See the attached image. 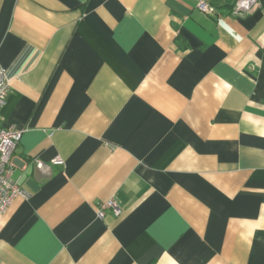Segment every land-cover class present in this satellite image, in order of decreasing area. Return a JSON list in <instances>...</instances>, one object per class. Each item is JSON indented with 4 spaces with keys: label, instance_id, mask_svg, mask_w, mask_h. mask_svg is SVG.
Returning a JSON list of instances; mask_svg holds the SVG:
<instances>
[{
    "label": "crops",
    "instance_id": "crops-1",
    "mask_svg": "<svg viewBox=\"0 0 264 264\" xmlns=\"http://www.w3.org/2000/svg\"><path fill=\"white\" fill-rule=\"evenodd\" d=\"M211 2L0 0V264H264V0Z\"/></svg>",
    "mask_w": 264,
    "mask_h": 264
},
{
    "label": "built area",
    "instance_id": "built-area-1",
    "mask_svg": "<svg viewBox=\"0 0 264 264\" xmlns=\"http://www.w3.org/2000/svg\"><path fill=\"white\" fill-rule=\"evenodd\" d=\"M190 1L194 7L203 15L216 17L218 15L217 8L212 4L211 0H181ZM260 6L259 0H236L232 7V15L236 17H244L254 13ZM11 91V79L6 69L0 65V109L6 104L7 98ZM22 131L14 127H0V212L5 213L16 199L29 200L32 194L25 187L20 186L14 179V162L13 153L18 145ZM55 164H63V160L57 159ZM37 167L45 172L49 171V167L42 162L37 163ZM107 209H111L115 216H121V209L116 201L110 200L101 205L98 216L103 218Z\"/></svg>",
    "mask_w": 264,
    "mask_h": 264
},
{
    "label": "rangeland",
    "instance_id": "rangeland-1",
    "mask_svg": "<svg viewBox=\"0 0 264 264\" xmlns=\"http://www.w3.org/2000/svg\"><path fill=\"white\" fill-rule=\"evenodd\" d=\"M215 1L216 3H221L223 0H213Z\"/></svg>",
    "mask_w": 264,
    "mask_h": 264
}]
</instances>
